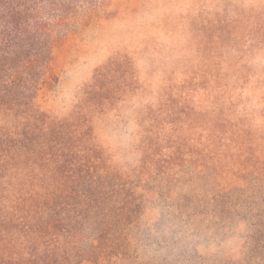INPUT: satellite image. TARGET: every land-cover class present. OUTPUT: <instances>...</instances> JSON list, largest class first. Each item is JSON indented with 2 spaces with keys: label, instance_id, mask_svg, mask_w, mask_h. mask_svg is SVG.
<instances>
[{
  "label": "rangeland",
  "instance_id": "1",
  "mask_svg": "<svg viewBox=\"0 0 264 264\" xmlns=\"http://www.w3.org/2000/svg\"><path fill=\"white\" fill-rule=\"evenodd\" d=\"M54 54L58 82L42 90V109L59 119L82 110L105 164L138 196L148 179L162 197L161 206L137 198L130 206L134 218L123 225L132 232L129 249L137 243L154 264H178L187 250L201 264L235 262L249 232L245 220L215 237L202 227L184 230L167 206L186 194L187 182L180 165L163 161L181 142L185 150L205 143L218 116L222 129L238 124L253 147L264 143V0H109ZM145 194L153 200V189ZM95 204L90 216L104 207Z\"/></svg>",
  "mask_w": 264,
  "mask_h": 264
},
{
  "label": "trees",
  "instance_id": "2",
  "mask_svg": "<svg viewBox=\"0 0 264 264\" xmlns=\"http://www.w3.org/2000/svg\"><path fill=\"white\" fill-rule=\"evenodd\" d=\"M108 1L0 0V264H154L137 243L129 249L125 241L133 237L125 229L136 198L144 207L162 205L151 180L138 196L103 161L82 110L59 119L39 104L42 90L58 82L57 44L98 17ZM213 120L205 143L185 150L187 141L181 142L175 156H165L164 167L180 165L188 188L167 211L173 208L184 230L202 227L212 237L245 220L249 232L236 261L211 264H264V143L253 147L245 128L225 130L223 118ZM150 188L153 200L145 196ZM96 201L104 207L90 216ZM107 223L116 229L110 232ZM192 252H178L177 263H206L194 262Z\"/></svg>",
  "mask_w": 264,
  "mask_h": 264
}]
</instances>
